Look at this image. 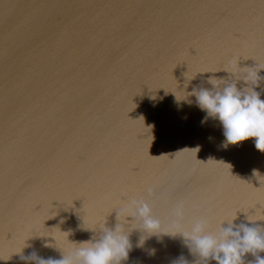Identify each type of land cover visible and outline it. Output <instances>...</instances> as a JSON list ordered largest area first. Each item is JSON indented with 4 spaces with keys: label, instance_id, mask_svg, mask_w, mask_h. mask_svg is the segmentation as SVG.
Wrapping results in <instances>:
<instances>
[{
    "label": "water",
    "instance_id": "1",
    "mask_svg": "<svg viewBox=\"0 0 264 264\" xmlns=\"http://www.w3.org/2000/svg\"><path fill=\"white\" fill-rule=\"evenodd\" d=\"M237 60L264 65V0H0V257L25 243L24 255L59 259L39 235L58 226L70 241L98 237L83 227L113 228L130 198L165 225L182 204L184 228L264 214L254 138L220 147L219 122L201 124L195 97L190 105L173 93L231 80L225 68ZM141 235L131 231L123 264L196 260L179 235L144 249ZM0 264L26 262L12 254Z\"/></svg>",
    "mask_w": 264,
    "mask_h": 264
},
{
    "label": "clouds",
    "instance_id": "2",
    "mask_svg": "<svg viewBox=\"0 0 264 264\" xmlns=\"http://www.w3.org/2000/svg\"><path fill=\"white\" fill-rule=\"evenodd\" d=\"M238 61L235 68H225L231 74V80L208 77L207 83L211 88L193 86L187 93L181 89V97L173 93L177 102L183 99L190 105L192 102L187 97H195V106L204 112L201 124L209 119L219 122L224 136L220 147L227 148L228 145L254 138L255 148L264 153V99H261L264 89L256 90L260 87L261 80H264L259 75L264 65L256 63L251 67H241ZM194 76H187L188 81ZM188 81L185 82V87ZM237 81L241 82L239 88ZM151 127H145L149 134ZM251 175L259 182V187L264 184V175L259 170L253 169ZM147 191L151 194L152 188L149 187ZM115 210L118 223L113 228L106 227L105 221L97 222L95 228L83 227L84 230L98 228V237L93 235L88 240L70 241L68 237L71 230L62 231L58 226L39 235L45 237L43 247L53 248L61 253L59 259L43 258L35 251L24 255V243L7 258L0 257V260L7 261L12 254H16L26 264L28 261L34 264H123L133 250L130 233L133 229H138L142 235L135 247L141 249H144L145 241L152 237H155L157 243L163 244L164 236L175 238L179 235L182 245L188 249L189 254L196 257L192 264H210L212 261L215 264H264V256L260 255L264 253V227L255 223L257 220H264V214L246 215L245 220L249 223L239 224L234 223L237 214L221 218L216 229L210 231L206 218H198L189 228H184L180 223L184 214L182 204L176 206L175 219L167 225L153 215L150 203L144 199L124 200ZM127 217H131V220H127ZM63 222L61 219L59 223ZM155 252V248L146 249L149 256L155 255ZM249 254L254 259L246 262L245 257ZM170 264H189V261L180 255Z\"/></svg>",
    "mask_w": 264,
    "mask_h": 264
}]
</instances>
